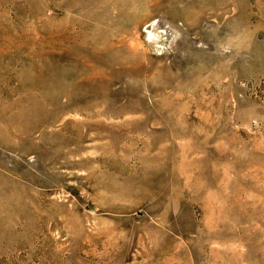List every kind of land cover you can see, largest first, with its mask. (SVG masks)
<instances>
[{
	"label": "rangeland",
	"instance_id": "374dc122",
	"mask_svg": "<svg viewBox=\"0 0 264 264\" xmlns=\"http://www.w3.org/2000/svg\"><path fill=\"white\" fill-rule=\"evenodd\" d=\"M0 264H264V0H0Z\"/></svg>",
	"mask_w": 264,
	"mask_h": 264
}]
</instances>
